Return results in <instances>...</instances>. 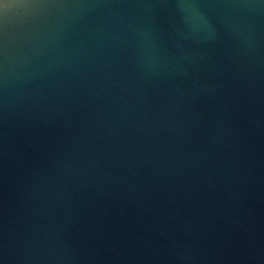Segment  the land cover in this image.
I'll use <instances>...</instances> for the list:
<instances>
[{
    "label": "water",
    "instance_id": "95a60500",
    "mask_svg": "<svg viewBox=\"0 0 264 264\" xmlns=\"http://www.w3.org/2000/svg\"><path fill=\"white\" fill-rule=\"evenodd\" d=\"M0 264H264V0H0Z\"/></svg>",
    "mask_w": 264,
    "mask_h": 264
}]
</instances>
